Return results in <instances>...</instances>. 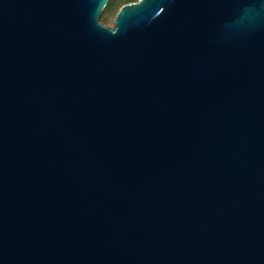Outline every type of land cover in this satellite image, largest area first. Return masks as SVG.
<instances>
[{
    "label": "water",
    "instance_id": "water-1",
    "mask_svg": "<svg viewBox=\"0 0 264 264\" xmlns=\"http://www.w3.org/2000/svg\"><path fill=\"white\" fill-rule=\"evenodd\" d=\"M0 0V264H264V0Z\"/></svg>",
    "mask_w": 264,
    "mask_h": 264
},
{
    "label": "rangeland",
    "instance_id": "rangeland-1",
    "mask_svg": "<svg viewBox=\"0 0 264 264\" xmlns=\"http://www.w3.org/2000/svg\"><path fill=\"white\" fill-rule=\"evenodd\" d=\"M136 1L138 0H111L109 5L103 10L100 21L106 25L113 26L121 8L127 3Z\"/></svg>",
    "mask_w": 264,
    "mask_h": 264
},
{
    "label": "trees",
    "instance_id": "trees-1",
    "mask_svg": "<svg viewBox=\"0 0 264 264\" xmlns=\"http://www.w3.org/2000/svg\"><path fill=\"white\" fill-rule=\"evenodd\" d=\"M109 2H111V0H110ZM108 5H109V3L107 4V6H108ZM107 6H106V7H107Z\"/></svg>",
    "mask_w": 264,
    "mask_h": 264
}]
</instances>
